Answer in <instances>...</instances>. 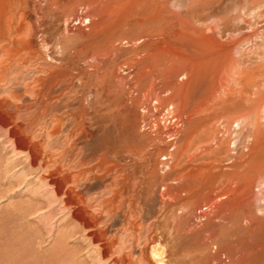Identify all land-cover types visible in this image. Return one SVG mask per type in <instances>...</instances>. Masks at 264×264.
Instances as JSON below:
<instances>
[{"label": "rangeland", "instance_id": "obj_1", "mask_svg": "<svg viewBox=\"0 0 264 264\" xmlns=\"http://www.w3.org/2000/svg\"><path fill=\"white\" fill-rule=\"evenodd\" d=\"M197 1L200 0H173L176 7L156 17L146 8L127 6L122 0H8L11 11H24V20L14 27L8 42L7 56L19 60L18 66L8 70L7 79L12 84L0 80V264H163L159 262L164 255L155 253L161 254L166 247L177 255L175 264H185L186 256L198 249L193 236L172 235L170 223L175 225L178 215L172 214L166 188L158 177L166 175L170 166L154 170L147 156L132 159L125 172L118 174L128 176L125 203L121 206L118 200L109 212L100 205L101 200L109 196L110 189L105 184L88 188L87 193L82 194L83 204L74 197L75 206H69L65 203V195H57L48 181L53 176L51 178L61 184L67 169L56 173L44 165V151L63 150V138L51 139L46 133L56 125L53 120L66 113L94 114L98 108L92 105L101 101L100 92L110 89L117 94L132 91L133 97L150 107L149 112L140 111L146 116L145 125L140 124L142 132L150 130L148 123H156L164 132L176 125L180 126L177 129L182 128L162 106L172 97L171 91L161 93L160 99L151 102L144 98L152 90L151 78L158 82L153 89L176 86L177 103L179 99L194 101L207 89L203 79L193 76L194 70L190 69L189 76L183 72L190 67L185 56L193 54V45L164 38L167 52L174 51L179 56L167 66L161 63L164 58L160 57L159 62V56L153 54L163 39L159 32L176 25L178 20L188 21L197 29L202 27L201 30L213 39L223 37L221 41L230 42L245 39L241 50L252 51L264 42V0H201L195 3ZM236 13L245 15L251 25L233 21ZM251 13L256 19L247 17L246 14ZM103 41L111 47L100 49ZM96 48L100 50L94 56L91 50ZM250 67L244 63L231 71L234 80L230 83L238 93L231 116L252 111L253 103L264 99V78L257 76L242 83L239 79L243 71H252L254 66ZM133 86L138 88L131 90ZM55 92H68L70 98L50 100ZM93 93H97L98 98ZM252 119L253 116L247 124ZM99 126L74 151L87 162L96 163L102 155L111 158L120 146L121 122L102 121ZM248 134L245 129L241 134L228 135L227 140L236 138L240 142ZM165 139L172 141L167 135ZM165 158L160 160L164 162ZM118 175L107 184L113 183ZM65 191H68L66 186ZM263 205L257 206V217H263ZM203 211L205 208L194 214L198 225L208 223L206 217H201ZM79 218H85L89 228L81 225ZM209 230L222 236L233 235L235 247L245 255V264L261 263L255 249L262 247L264 224L252 235L248 230L227 231L213 225ZM161 235H165L167 244L160 240ZM153 237H157L160 244L150 245L148 238Z\"/></svg>", "mask_w": 264, "mask_h": 264}, {"label": "bare ground", "instance_id": "obj_2", "mask_svg": "<svg viewBox=\"0 0 264 264\" xmlns=\"http://www.w3.org/2000/svg\"><path fill=\"white\" fill-rule=\"evenodd\" d=\"M122 1L127 6L144 7L152 16L156 17L157 15L159 17L163 11H169L176 7L173 0ZM114 8L117 10L118 5ZM22 11H11L8 8V0H0V52L2 53L0 58V80L10 84H12V81L10 82L7 79L8 70L13 66H18L19 60L7 56L8 42L13 35L14 27L24 20V11ZM246 15L256 19V16L252 13ZM244 16L241 13H236L232 16V20L243 21L246 25H251V20L246 19ZM201 28L197 29L188 21L178 20L176 25L159 32L160 38L163 39L153 50V54L159 56L160 60H157L159 62L164 58L161 63L167 66L179 56L176 55L177 53H173L174 51L167 52L164 38H168L172 42L182 41L193 45L195 48L193 54L185 56L187 66L190 67L183 72L186 76H189L190 69L194 70L195 74L193 76L203 79L207 85L205 93L194 101L179 99L180 102L177 103L175 100L176 86H162L153 89L158 82L151 78L150 88L153 91L149 90L147 95L143 94L145 100L149 99V102H151L153 99H160L161 93L171 91L172 97L166 103H162V106H165L167 115L175 120L177 124H181L182 128L177 129L178 125H176V128L172 127L164 132L156 123H148L150 130L142 132L140 124L144 123L143 125H145L146 116L144 117V112L140 111L145 109L149 112L150 107L146 103L140 98L133 97L132 91H126L122 94L110 92L111 89L109 92L99 91L101 101L92 105L98 108L99 113L95 111L94 114L81 113L78 116L75 113H66L65 115H58L53 120L56 125L52 127V130L48 129L46 133L51 139L63 138V150L61 152L55 150L56 152L51 151L50 153L44 151V154H46L44 165L56 173H59L62 168L67 169V174L61 184L56 183L51 178L53 176H50L48 181L55 187L57 195H65V203L69 206H75L74 197L79 201V204H83L84 197L82 194H86L88 188L92 186L100 187L105 184L110 189L107 192L109 196L102 199L100 205L103 210L109 212L113 211L114 204L118 200L121 206L125 203L124 191L126 190L128 176H119L118 174L125 172L128 163L132 159L145 155L149 166L154 170L170 166V171L167 170L169 171L167 174L165 172L166 175H158V177L160 184L166 188L172 214L178 215L175 225H172L170 221L172 235L177 237L179 233H182L193 236L198 244V249L194 248L192 254L187 253L190 256H186L185 264H245V255L235 247L233 235L222 236L220 233L210 231L209 228L212 225L227 231L238 228L243 231L248 230L249 234L252 235L253 231L264 224V215L263 217H257V206L263 205L264 202V99H260L258 103H253L252 111L247 110L236 116H231L232 112H230L234 109L235 100L238 98L237 91L230 83L234 80L231 71L233 68H239L242 64L247 63L248 66L254 67L252 71H243L239 75L241 83L254 80L257 76L264 78V42L259 43L257 48L252 51L241 50L240 48L246 41L245 39L242 41L236 40L235 42L221 41L223 37L219 39L210 38L208 33L204 32L205 30L202 31ZM102 46L111 47L106 41L102 42L100 49ZM100 49H92L91 53L97 56ZM92 58L94 57L92 56ZM139 59H142V57ZM94 60H96V57ZM135 87L133 86L131 90H135ZM94 90L96 91V89ZM61 98L68 99L70 94L68 92H55L53 96H50V100H60ZM95 98H98L97 93ZM96 104L100 106H96ZM139 113H142V115H139ZM251 116H253V119L247 124ZM111 120L121 122L123 129L118 150L114 152L109 150L113 152L111 158L102 155L96 163L79 158L74 152L78 146L99 129L102 121L109 122ZM245 129H248L249 134L243 141L238 142L239 140L236 138L227 140L228 135L241 134ZM165 135L171 137L172 141L167 142ZM169 149H172V151L169 152ZM66 156H68V159L65 158ZM162 157H166L165 161L163 160L164 162L161 161L162 159L160 160ZM141 160L143 161V159ZM146 173H149V171ZM116 175H118L117 179L113 183L107 184ZM77 189L81 191L76 192ZM162 203L164 204V202ZM203 208H205V211L201 212V217H206L208 223L198 225L194 221V214ZM177 211L180 212V215L177 214ZM79 219L81 225L89 228V223L85 218ZM141 232L140 234H142ZM161 236L160 240L167 244L165 235ZM160 240L157 237L148 238L150 245L159 243ZM160 247L163 248V246ZM166 248L168 249V247ZM167 249L162 251L161 254L155 253L158 256L164 255L159 263L175 264V260L178 259L176 258L177 255ZM255 252L259 254L257 255L258 260L261 261L260 264H264V238L262 247L255 249ZM182 254L184 255V253Z\"/></svg>", "mask_w": 264, "mask_h": 264}]
</instances>
